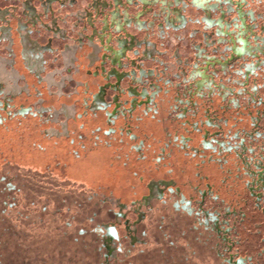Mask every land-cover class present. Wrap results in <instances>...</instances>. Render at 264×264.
<instances>
[{
  "label": "rangeland",
  "instance_id": "rangeland-1",
  "mask_svg": "<svg viewBox=\"0 0 264 264\" xmlns=\"http://www.w3.org/2000/svg\"><path fill=\"white\" fill-rule=\"evenodd\" d=\"M24 1L0 0V7L13 11L10 18L0 17V264H221L215 241L206 239L216 237L214 222L203 233L193 228L209 218L207 213L185 217L165 203L176 201L183 191L196 210L203 204L212 211L216 206L209 197L214 190L207 187L206 196L204 184L194 182L201 180L198 169L190 167L184 177L165 164L171 155L162 142L179 148L175 134L185 127L169 105L170 90L160 94L159 114L124 116L131 126L119 134L110 129L112 134L105 136L97 95L108 102L120 97L124 111L131 113L127 99L132 90L127 89L134 83L129 78L119 83L112 76L114 64L104 57L103 40L86 38L91 32L84 25L90 0L54 5L55 15L46 20L55 31L58 22L62 31L31 34L33 41L52 45L33 67L20 29L21 21H27ZM142 8L135 5L130 11ZM160 9L158 15L165 7ZM257 9L264 14V5ZM185 12L193 18L185 27L164 29L162 17L155 15L149 29L131 28L140 54L131 51L129 56L146 67H163V74L190 68L197 60L194 43L202 40V25L196 21L203 12L192 6ZM9 24L12 33L6 35L3 27ZM134 63H125V68ZM23 106L32 107L30 114L16 115ZM131 108L133 115L142 111ZM141 135L144 142L138 141ZM145 149L152 154L150 167L144 164ZM112 169L121 170L115 174ZM172 176L177 183L168 180ZM110 226L121 237L112 236Z\"/></svg>",
  "mask_w": 264,
  "mask_h": 264
},
{
  "label": "flooded vegetation",
  "instance_id": "flooded-vegetation-1",
  "mask_svg": "<svg viewBox=\"0 0 264 264\" xmlns=\"http://www.w3.org/2000/svg\"><path fill=\"white\" fill-rule=\"evenodd\" d=\"M39 3L37 6L33 0L24 1L28 22L21 21L20 28L25 33V54L32 67L42 63L44 51L52 49V45L33 41L31 34L40 29L62 31L58 22L55 24L59 30L55 31L56 27L46 20L47 16L55 15L54 5L60 1L39 0ZM90 4L84 25L91 32L86 38L103 40L107 47L103 50L104 57L108 58L106 62L114 64L112 76L119 83L125 78L134 83L127 89L133 91L127 99L131 113L124 111L120 97L108 102L101 94L97 95L96 102L105 119V125L100 126L102 134L111 135L110 129L118 134L121 128L126 131L131 123H124V116L143 118L159 114L160 94L170 90L169 105L185 127L175 134L179 148L167 140L162 142L164 150L166 145L168 148L165 152L171 155L165 164L179 169L184 177L190 167L198 169L196 173L201 180L194 182L204 184L206 196L207 187L214 190L209 197L216 201V206L212 211L203 204L196 210L193 199L183 191L176 201L165 200V203L185 217L193 216L194 211L207 213L209 218L204 217L193 228H200L199 233H203V229L211 230L209 223L214 222L216 237L206 239L215 241L221 264H264V14L257 9L264 5V0H90ZM135 5L143 8L132 13L130 9ZM189 6L203 12L196 21L202 25V40L194 43L197 60L190 68L180 66L163 74V67H146L129 56L131 51L140 54L136 43L139 39L131 28L149 29L148 23L157 21L155 15L162 17L164 29L185 27L193 20L185 12ZM161 7L165 11L158 15ZM12 12L11 8L0 7L2 19L10 18ZM12 29V25H4V34L11 35ZM97 53L96 45L92 60ZM132 61L134 65L126 69L125 63ZM0 104L3 105L2 100ZM132 105L142 111L133 115ZM211 109L218 113H211ZM30 110L31 106H23L16 115L30 114ZM132 124L138 125L136 121ZM134 131L129 135H135ZM138 141L144 142L143 135ZM147 143L153 145L151 140ZM144 153V164L152 166V154L147 149ZM120 170L114 169L113 173ZM168 180L176 182L173 176ZM176 187L181 190L182 185ZM169 189L175 191L173 186ZM108 230L112 236L121 237L117 228V234L111 228Z\"/></svg>",
  "mask_w": 264,
  "mask_h": 264
},
{
  "label": "water",
  "instance_id": "water-1",
  "mask_svg": "<svg viewBox=\"0 0 264 264\" xmlns=\"http://www.w3.org/2000/svg\"><path fill=\"white\" fill-rule=\"evenodd\" d=\"M109 228H111V230L113 229V230H114V232H115V234H117V230H116V228H115V227L111 226V227H109Z\"/></svg>",
  "mask_w": 264,
  "mask_h": 264
}]
</instances>
